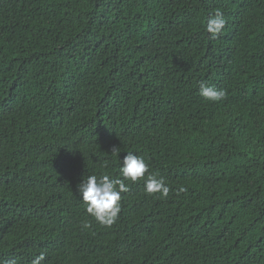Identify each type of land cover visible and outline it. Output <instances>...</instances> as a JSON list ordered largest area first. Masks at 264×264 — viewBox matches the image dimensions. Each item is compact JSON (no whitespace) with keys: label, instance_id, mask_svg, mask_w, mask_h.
<instances>
[{"label":"trees","instance_id":"trees-1","mask_svg":"<svg viewBox=\"0 0 264 264\" xmlns=\"http://www.w3.org/2000/svg\"><path fill=\"white\" fill-rule=\"evenodd\" d=\"M216 10L227 23L213 39ZM201 81L226 97H201ZM129 152L171 191L125 180L102 226L77 185L124 179ZM41 252L264 264V0H0V261Z\"/></svg>","mask_w":264,"mask_h":264},{"label":"clouds","instance_id":"clouds-1","mask_svg":"<svg viewBox=\"0 0 264 264\" xmlns=\"http://www.w3.org/2000/svg\"><path fill=\"white\" fill-rule=\"evenodd\" d=\"M226 19L220 10H216L210 15L206 23V31L211 34L212 38H217L226 26ZM201 97L208 101L220 102L226 97L223 89H217L208 82L201 81L199 83V93ZM119 148L112 150V155H118ZM108 167L105 161L102 165ZM149 173V166L142 156L129 152L124 158L120 166V174L124 179L111 178L108 174L87 175L77 185V193L84 202L86 212L91 215L95 221L106 227L112 226L118 219L121 212V193L129 191L125 180L136 183L143 179L144 191L149 195H159L161 198H167L171 189L167 185L163 177H157ZM186 189L180 187L177 189V195L185 192ZM84 228H88L89 224L85 223ZM45 260V253L41 252L32 264H41ZM0 264H14L13 261H0Z\"/></svg>","mask_w":264,"mask_h":264}]
</instances>
